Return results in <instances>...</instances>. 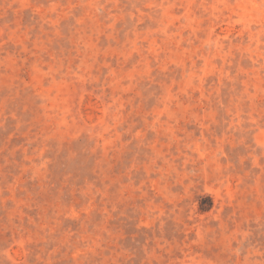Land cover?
Wrapping results in <instances>:
<instances>
[{"label": "rangeland", "instance_id": "1", "mask_svg": "<svg viewBox=\"0 0 264 264\" xmlns=\"http://www.w3.org/2000/svg\"><path fill=\"white\" fill-rule=\"evenodd\" d=\"M0 264H264V0H0Z\"/></svg>", "mask_w": 264, "mask_h": 264}]
</instances>
